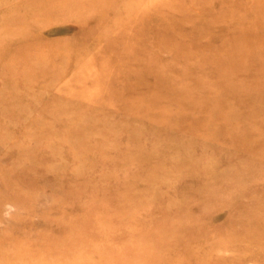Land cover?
I'll return each instance as SVG.
<instances>
[{
    "label": "rangeland",
    "instance_id": "rangeland-1",
    "mask_svg": "<svg viewBox=\"0 0 264 264\" xmlns=\"http://www.w3.org/2000/svg\"><path fill=\"white\" fill-rule=\"evenodd\" d=\"M0 264H264V0H0Z\"/></svg>",
    "mask_w": 264,
    "mask_h": 264
}]
</instances>
